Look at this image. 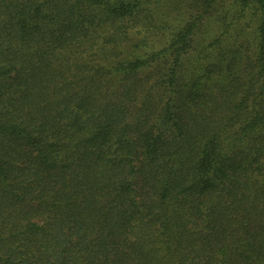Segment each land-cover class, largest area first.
I'll use <instances>...</instances> for the list:
<instances>
[{
    "label": "trees",
    "instance_id": "obj_1",
    "mask_svg": "<svg viewBox=\"0 0 264 264\" xmlns=\"http://www.w3.org/2000/svg\"><path fill=\"white\" fill-rule=\"evenodd\" d=\"M0 264H264V0H0Z\"/></svg>",
    "mask_w": 264,
    "mask_h": 264
}]
</instances>
